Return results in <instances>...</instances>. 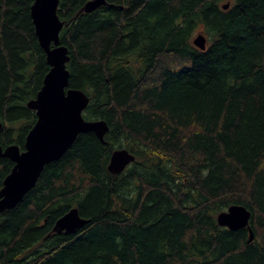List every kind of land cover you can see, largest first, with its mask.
<instances>
[{"label":"trees","instance_id":"1","mask_svg":"<svg viewBox=\"0 0 264 264\" xmlns=\"http://www.w3.org/2000/svg\"><path fill=\"white\" fill-rule=\"evenodd\" d=\"M87 1L59 0V41L83 119L108 131L79 134L0 214V264H264V0H106L83 13ZM32 3L0 0V146L21 151L49 71ZM116 149L134 161L113 175ZM12 167L0 158V188ZM231 205L250 212L251 242L217 225ZM72 208L88 223L54 233Z\"/></svg>","mask_w":264,"mask_h":264},{"label":"water","instance_id":"2","mask_svg":"<svg viewBox=\"0 0 264 264\" xmlns=\"http://www.w3.org/2000/svg\"><path fill=\"white\" fill-rule=\"evenodd\" d=\"M58 4L59 0H33L30 7L34 33L45 53L49 71L35 97L26 103L27 109L35 112L36 121L25 136L24 150L20 151L17 145L0 146V158H7L13 163L0 188V214L17 206L34 187L44 166L61 158L79 134L92 132L103 141L108 131L102 120L83 119L82 112L88 105V98L81 90L68 87L66 64L69 56L67 47L59 41L64 24L57 16ZM105 5L106 0H89L82 7V12L91 13ZM228 7L227 2L222 9ZM192 44L204 51L207 42L204 35L198 33L192 39ZM133 161L134 156L127 150H113L107 171L113 175L121 173ZM249 218L250 212L245 207L231 205L217 214L216 223L231 231L246 228L247 242H251L254 236ZM87 223L88 220L80 217L77 208H72L55 221L52 231L74 234Z\"/></svg>","mask_w":264,"mask_h":264},{"label":"rangeland","instance_id":"3","mask_svg":"<svg viewBox=\"0 0 264 264\" xmlns=\"http://www.w3.org/2000/svg\"><path fill=\"white\" fill-rule=\"evenodd\" d=\"M198 33H201V32H199V31H195L193 34H192V39L196 36V34H198Z\"/></svg>","mask_w":264,"mask_h":264},{"label":"flooded vegetation","instance_id":"4","mask_svg":"<svg viewBox=\"0 0 264 264\" xmlns=\"http://www.w3.org/2000/svg\"><path fill=\"white\" fill-rule=\"evenodd\" d=\"M21 151V150H20Z\"/></svg>","mask_w":264,"mask_h":264}]
</instances>
